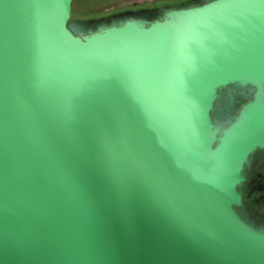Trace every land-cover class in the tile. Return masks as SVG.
Instances as JSON below:
<instances>
[{
	"label": "water",
	"instance_id": "obj_1",
	"mask_svg": "<svg viewBox=\"0 0 264 264\" xmlns=\"http://www.w3.org/2000/svg\"><path fill=\"white\" fill-rule=\"evenodd\" d=\"M72 1L0 0V264H264V0Z\"/></svg>",
	"mask_w": 264,
	"mask_h": 264
},
{
	"label": "flooded vegetation",
	"instance_id": "obj_2",
	"mask_svg": "<svg viewBox=\"0 0 264 264\" xmlns=\"http://www.w3.org/2000/svg\"><path fill=\"white\" fill-rule=\"evenodd\" d=\"M194 0H181L174 3H143L139 5L134 2L110 12L106 15L124 12L136 11L139 9H154L162 6H176L191 4ZM241 209L250 214L260 225L264 226V149L258 150L250 163L246 182L243 184V204Z\"/></svg>",
	"mask_w": 264,
	"mask_h": 264
},
{
	"label": "rangeland",
	"instance_id": "obj_3",
	"mask_svg": "<svg viewBox=\"0 0 264 264\" xmlns=\"http://www.w3.org/2000/svg\"><path fill=\"white\" fill-rule=\"evenodd\" d=\"M181 0H73L71 7L72 17L79 19L99 17L113 12L126 4L138 2L139 5L143 3H174Z\"/></svg>",
	"mask_w": 264,
	"mask_h": 264
},
{
	"label": "trees",
	"instance_id": "obj_4",
	"mask_svg": "<svg viewBox=\"0 0 264 264\" xmlns=\"http://www.w3.org/2000/svg\"><path fill=\"white\" fill-rule=\"evenodd\" d=\"M71 19H76V17L73 16V17H71Z\"/></svg>",
	"mask_w": 264,
	"mask_h": 264
}]
</instances>
